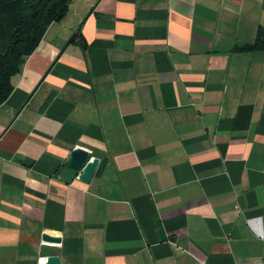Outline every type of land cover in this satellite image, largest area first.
<instances>
[{
	"label": "crops",
	"instance_id": "1",
	"mask_svg": "<svg viewBox=\"0 0 264 264\" xmlns=\"http://www.w3.org/2000/svg\"><path fill=\"white\" fill-rule=\"evenodd\" d=\"M68 7L0 105V264H264V0Z\"/></svg>",
	"mask_w": 264,
	"mask_h": 264
},
{
	"label": "trees",
	"instance_id": "2",
	"mask_svg": "<svg viewBox=\"0 0 264 264\" xmlns=\"http://www.w3.org/2000/svg\"><path fill=\"white\" fill-rule=\"evenodd\" d=\"M71 0H0V105L13 89L26 57L38 46L49 25L61 20ZM264 48V33L254 43L241 48Z\"/></svg>",
	"mask_w": 264,
	"mask_h": 264
},
{
	"label": "water",
	"instance_id": "3",
	"mask_svg": "<svg viewBox=\"0 0 264 264\" xmlns=\"http://www.w3.org/2000/svg\"><path fill=\"white\" fill-rule=\"evenodd\" d=\"M76 38V33L73 34L69 42ZM99 164V159L90 158L89 152L80 147L71 150L69 159L65 163V168L60 172L63 180L69 182L73 178H77L82 183H89L93 177L95 170ZM161 233H159L160 235ZM42 239L50 243H59L60 239L52 237L48 234H43ZM41 264H60L58 256H48L44 263Z\"/></svg>",
	"mask_w": 264,
	"mask_h": 264
},
{
	"label": "rangeland",
	"instance_id": "4",
	"mask_svg": "<svg viewBox=\"0 0 264 264\" xmlns=\"http://www.w3.org/2000/svg\"><path fill=\"white\" fill-rule=\"evenodd\" d=\"M68 8H69V7H68ZM71 38H72V36H71ZM71 38H70V39H71ZM70 39H69V40H70Z\"/></svg>",
	"mask_w": 264,
	"mask_h": 264
}]
</instances>
